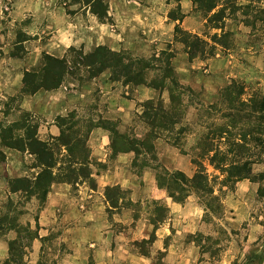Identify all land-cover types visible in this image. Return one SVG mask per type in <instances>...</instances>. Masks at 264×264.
Returning a JSON list of instances; mask_svg holds the SVG:
<instances>
[{
	"label": "crops",
	"instance_id": "obj_1",
	"mask_svg": "<svg viewBox=\"0 0 264 264\" xmlns=\"http://www.w3.org/2000/svg\"><path fill=\"white\" fill-rule=\"evenodd\" d=\"M177 2L185 14L182 20L169 17V11L176 5L175 0H116L111 13L119 29L112 37L109 36L113 42L111 46L115 50L123 47L147 54L154 44L163 49L172 44L180 49L173 58L180 82L199 89V101L207 105L218 102L220 90L234 79L243 82L248 88L251 84L255 85L253 90L260 89L264 94V37L259 43L255 42L256 34L244 21L234 23L232 17L226 16L224 28H220L219 33H235L236 46L225 48L218 45L214 56L190 60L188 53L174 40L175 27L180 24L188 31L202 34L206 19L195 11L193 0ZM40 12H48L49 16L54 13L62 15L63 20L58 25L61 42L52 45V40L44 43L41 38L27 41V62L13 52V47L8 48L3 33L5 22L0 16V121H15L22 111L34 114L40 119L38 136L43 140L60 135L61 127L57 123L59 116L74 113L81 123L93 124L87 145L90 149L91 176L95 178L96 187H92L88 179L82 177L75 182L56 180L39 211L41 237L49 235L56 224L61 229L60 237L66 249L56 264H158L160 252L164 253L161 257L164 264H214L202 252L196 239L198 234L207 232L204 206L195 194H191L184 203L174 200L158 184L154 168L159 164L171 172L180 170L191 177L197 169L191 152L182 145H174L166 138L159 137L154 140L156 159L147 158L151 163L138 168L133 164L136 159L134 151L114 153L112 133L101 123L114 122L120 131L130 130L138 137H144L147 129L139 117L144 109L142 103L163 98L168 104V89L161 92L146 84L124 85L112 81L110 72L105 71L80 85L64 83L59 88L40 89L20 100H14L22 89L25 71L38 65L43 52L54 54V51L75 43L69 40L72 30L68 27L66 12L55 6L54 0H12L11 19L8 22L23 21L28 16L36 20ZM102 24L99 21L93 23L92 27L98 29L97 34ZM120 27L127 31L125 38L119 33ZM141 29L144 36L138 32ZM80 42L83 43L84 39ZM98 42L99 45L106 41ZM194 111L192 108L188 111L190 119L194 117ZM185 140L189 147L197 143L194 134L186 135ZM0 150L6 155L4 160H0L1 196L5 194L7 198H25L29 204L40 202L35 195L27 197L22 191L11 192L8 183L10 178L36 176L41 169L36 156L29 150L5 147L1 143ZM57 170L56 167L55 172ZM113 186L124 191L118 199V207H112L106 196V189ZM255 188L254 183L245 178L237 183L236 193L244 196ZM154 202L169 207L168 217L158 227L150 219ZM240 203L233 195L226 198L228 210L234 213L231 217L227 216L234 226L241 225L249 217ZM152 234H155V238L149 244L150 254L146 255L140 252L135 241L150 238ZM252 235L255 240V233L252 232ZM5 245L0 240V250ZM40 247V239L36 238L34 248L39 252ZM6 256L5 252L0 253V258Z\"/></svg>",
	"mask_w": 264,
	"mask_h": 264
},
{
	"label": "trees",
	"instance_id": "obj_2",
	"mask_svg": "<svg viewBox=\"0 0 264 264\" xmlns=\"http://www.w3.org/2000/svg\"><path fill=\"white\" fill-rule=\"evenodd\" d=\"M84 1L102 21L111 20L106 0ZM193 1L198 9L206 11L222 5L213 14L214 19L221 21L226 15L225 3L231 0ZM170 17L182 20L184 14ZM216 27L224 28V20ZM230 34V32L213 34L211 37L213 43L210 45L209 40L177 24L174 40L184 46L183 49L188 53L190 60L197 57L207 59L215 55L217 45L229 48V42L223 37ZM68 54L58 57L45 53L39 67L25 71L22 89L14 100H20L40 89L59 88L70 76L82 80L83 74H80L82 69L87 72V81L109 71L112 81H122L124 85L146 84L161 92L168 89L170 93L168 104L163 98L149 99L142 103L144 109L139 117L147 129L144 137L120 131L114 122L101 121L112 133L114 153L134 151L136 159L133 164L139 168L149 163L147 159L143 160L144 162L139 160L142 155L149 154L150 158L156 159L155 139L164 137L174 145L181 146L182 136L190 130V124L184 123L188 110L184 96L187 92L194 94V89L182 84L178 78L173 65L177 50L172 44L156 51L151 58L134 56L130 51L114 50L106 44H99L88 52H85L83 47L71 46ZM152 71H156L157 74L150 77ZM245 95L246 85L234 79L222 88L218 102L205 108V114L209 119L203 121L201 124L203 128L197 135L195 148L197 152L192 154L197 169L193 176L189 177L180 170L171 172L159 164L154 166L158 184L164 187L174 200L184 203L191 194L201 193L210 196L214 201H220L214 184L219 175L210 174L206 162L224 176L221 183L225 186H229L230 183L237 184L245 178L261 182L258 195L264 198V169L258 173L253 171L255 163H264V94L258 91ZM57 123L61 127L60 135L47 140L39 138V121H35L34 114L29 112L22 111L15 121L2 123L1 145L22 151L29 150L36 156L38 166L41 168L33 178H10L8 183L11 192L22 191L27 197L35 195L44 203L52 183L56 180L75 182L82 177L88 179L92 187H96L95 178L91 176L90 149L87 145V137L93 124L81 123L74 113L59 116ZM251 142L255 148L259 146L260 150H253ZM5 157V153L0 150V160H4ZM123 194L124 191L118 186L106 189V196L112 207H118V199ZM220 206L221 203L217 207ZM168 214L169 207L166 204L154 202L150 219L158 227L166 220ZM13 228L15 227L12 226L10 229ZM39 228L37 216L36 228L32 229L30 226L25 228L28 237L42 239ZM154 238L155 234H152L150 238L135 241V244L140 252L148 255L149 244ZM10 249L13 251V243L10 244ZM163 254L160 252L159 256L162 257ZM8 262L20 264L22 261L12 255Z\"/></svg>",
	"mask_w": 264,
	"mask_h": 264
},
{
	"label": "rangeland",
	"instance_id": "obj_3",
	"mask_svg": "<svg viewBox=\"0 0 264 264\" xmlns=\"http://www.w3.org/2000/svg\"><path fill=\"white\" fill-rule=\"evenodd\" d=\"M115 1L116 0H106L111 20L102 21L92 12L90 6L87 5L84 0H54V5L61 7L62 10L66 12L68 27L72 30L69 33V40L71 42L74 41L75 43L71 44L69 47H63L60 51H54V54H49L58 57L66 56L71 46H75L76 48L83 47L84 51L88 52L98 45L99 40H105L106 42H101V44H106L114 49L111 46L113 42L109 39V36L112 37L119 29L118 22L114 19L115 17L111 13L112 4H114ZM177 3V0H175L176 5L174 9L169 11V17L170 15L181 16L184 14L180 5ZM194 6L195 11H198L204 19H206V28L202 34L198 35L209 40L210 45L213 43L211 40L213 34L218 33L221 35L225 32L222 31L219 33L220 28L216 26L217 24L222 23L223 20L225 21L226 16L232 17L234 23L238 20L244 21L245 25L248 26L252 33L256 34L254 38L256 39L255 42L259 43L264 37V12L262 9L264 8V0H231L230 2L225 3L226 7H224L226 15L225 17L223 16L224 19L221 21L214 19L213 14L219 10L222 5L218 8H214L216 10L212 9L211 11L198 9L195 3ZM11 8L12 0H0V16H3L5 22L3 33L6 36L8 48L13 47V52L23 57L24 61L27 60L29 54L27 41L41 38V41L44 43L52 40V45L61 42L60 37H58V25H60L63 20L62 15L58 13L55 15L54 13L52 16H49L48 12H40L36 20H33L32 17L28 16L23 21L13 23L12 21L8 22V19H11L9 16ZM97 21L104 23L101 26L99 34H97L98 29L92 27L93 23L96 24ZM138 32L144 36L142 29L138 30ZM119 33L123 34V38H125L127 31H124V29L120 27ZM230 33L229 36H225L223 39L229 42V47H235V40L237 37L235 33ZM81 39H84L83 43L80 42ZM178 46L183 50L184 46L182 44H179ZM173 48L177 50V53L180 51V49H177L176 47ZM162 49L163 48H159L154 44L147 54H141L136 50L123 47L116 50L130 51L134 56L151 58L156 51ZM45 53L47 52L42 53V57L36 67H39L42 64ZM68 55L71 59L72 57L70 53ZM80 74H83L82 80L70 76L66 79L65 83L68 85L70 82L79 85L81 82L86 83L87 72L82 69ZM155 74H157L156 71H152L149 76L152 77ZM117 82L123 84L122 81ZM246 87L247 95L258 91L262 92L260 89L253 90L255 85L252 84L249 88L247 85ZM200 93L201 91L199 89H194V94L187 92L184 96V102L188 109L184 123L190 124V130L182 136L180 143L182 147L189 150L191 154L197 152L195 149L197 143L195 146L189 147L186 140L184 141L186 135L194 134L198 141L197 135L200 134V130L203 128L201 124L203 121L209 119L207 114H205L207 104L199 103ZM12 103L14 105L16 104L15 101ZM190 108L195 110L192 119H190L191 117H188V111ZM6 110H8V107H6ZM20 114L18 113L17 119ZM35 121H40V119L35 117ZM2 123L6 124L9 122L0 121V126ZM126 131L131 134L134 133L132 131L130 132V130ZM250 145H252L253 150H260L259 146L256 148L254 147L253 142H251ZM147 158L150 157L148 155H143L140 157V161L144 162L143 160H146ZM149 162L151 163V161ZM206 165L210 174L219 175V179L214 181V184L216 187V194L220 195V201H214L210 196L201 193L195 194L198 201L204 206V219L208 223L207 232L200 233L196 237L198 243L201 245L202 252H205L207 258L211 259L214 264H264V198L258 195V189L262 183L252 181L256 188L254 190L251 189V191L247 192L244 196H239L236 193L237 184L230 183L229 186L223 185L221 180L224 176L221 175L218 170L216 171L211 165H209L208 162H206ZM263 169L264 163H255L253 165L254 173H258ZM230 195H233L235 196V199L240 200V205L249 216L248 219L239 226L232 225L230 218H228V216L231 217L234 215V213H230V210H228L226 206V198ZM219 203H221V206L217 207ZM42 205L43 203L41 201L31 202L29 204L25 198H11L10 196L7 198L5 194L2 196L0 194V240H3L6 243L3 250H0V253L5 252V254H7L6 257L0 258V264H11V262L8 261L12 255L15 259L22 261L20 264H56L58 260L61 259L66 249V245L60 237L61 229H58L59 224H56L55 229L49 235L44 236L42 239L39 238L41 242L39 252L34 248V241L36 238L32 239L28 237V233L25 230V228L29 226L32 229L36 228V218L39 215ZM233 211H235V209H233ZM12 226L15 228L10 229ZM252 232L255 233V240L252 239ZM12 243L13 251L10 249V244L12 245ZM158 258V263H163L161 257L159 256Z\"/></svg>",
	"mask_w": 264,
	"mask_h": 264
}]
</instances>
